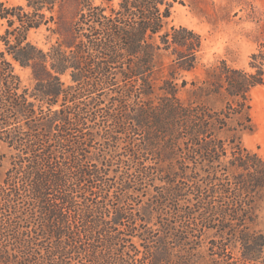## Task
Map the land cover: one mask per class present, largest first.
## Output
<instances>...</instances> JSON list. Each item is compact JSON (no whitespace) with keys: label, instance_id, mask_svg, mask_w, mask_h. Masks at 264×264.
<instances>
[{"label":"trees","instance_id":"1","mask_svg":"<svg viewBox=\"0 0 264 264\" xmlns=\"http://www.w3.org/2000/svg\"><path fill=\"white\" fill-rule=\"evenodd\" d=\"M170 7L0 0V264H264V149L242 142L264 20L246 67L188 80L202 36Z\"/></svg>","mask_w":264,"mask_h":264},{"label":"rangeland","instance_id":"2","mask_svg":"<svg viewBox=\"0 0 264 264\" xmlns=\"http://www.w3.org/2000/svg\"><path fill=\"white\" fill-rule=\"evenodd\" d=\"M7 4H23L25 0H3ZM170 26H186L202 36V49L194 70L185 72L190 80L202 76L203 69L220 59H227L235 67L247 66L249 55L255 50L258 24L264 20V0H168ZM0 21V32L2 31ZM43 33V31H42ZM41 32L31 35L44 39ZM16 72L27 85L32 84L30 71L14 63ZM185 96V92H181ZM250 114L254 129L242 136L244 146L263 152L264 149V81L251 93ZM256 227L264 234V196L258 203Z\"/></svg>","mask_w":264,"mask_h":264}]
</instances>
